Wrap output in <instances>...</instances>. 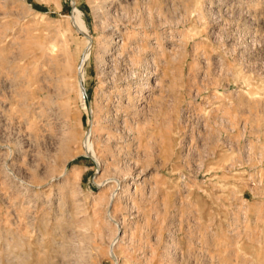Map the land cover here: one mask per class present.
<instances>
[{"label":"rangeland","instance_id":"1","mask_svg":"<svg viewBox=\"0 0 264 264\" xmlns=\"http://www.w3.org/2000/svg\"><path fill=\"white\" fill-rule=\"evenodd\" d=\"M0 264H264V0H0Z\"/></svg>","mask_w":264,"mask_h":264},{"label":"bare ground","instance_id":"2","mask_svg":"<svg viewBox=\"0 0 264 264\" xmlns=\"http://www.w3.org/2000/svg\"><path fill=\"white\" fill-rule=\"evenodd\" d=\"M104 66V65H103ZM92 129V128H91ZM91 131V130H90ZM90 133H92V131L90 132Z\"/></svg>","mask_w":264,"mask_h":264}]
</instances>
